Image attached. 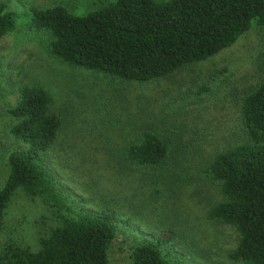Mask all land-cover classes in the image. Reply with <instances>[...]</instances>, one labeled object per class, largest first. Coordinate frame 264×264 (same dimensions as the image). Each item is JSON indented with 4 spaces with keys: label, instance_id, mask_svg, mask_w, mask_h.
I'll list each match as a JSON object with an SVG mask.
<instances>
[{
    "label": "trees",
    "instance_id": "16d2710c",
    "mask_svg": "<svg viewBox=\"0 0 264 264\" xmlns=\"http://www.w3.org/2000/svg\"><path fill=\"white\" fill-rule=\"evenodd\" d=\"M256 28L264 29V0H112L81 15L62 5L10 10L0 3V38L44 33L49 54L59 63L135 82L168 79L177 70L230 49ZM263 56L258 59L264 60ZM260 77L247 73L241 87L235 86L239 125L220 134L221 146L210 142L212 133L200 123L186 129L187 119L154 128L150 118L134 123V129H117L123 146L116 167L128 170L137 192L152 200L154 212L161 215L152 234L129 238V264H173L171 245L193 236L181 228L189 225L193 209L184 206L180 196L191 183L195 196L204 194L199 180L216 197L204 205V218L234 231V246L226 251V259L264 264V78ZM175 99L173 94L167 96L168 103ZM201 105L188 117L201 119ZM53 106L47 89L27 84L8 110L10 133L19 146L5 160L8 174L0 187V234L18 190L40 200L56 224L39 237L35 249L10 241L0 245V264H109V251L127 237L135 217L123 216L124 204H110L112 196L100 195L102 205L94 210L62 190L47 158L63 124ZM198 247L195 254L204 262L226 264L214 259L206 247Z\"/></svg>",
    "mask_w": 264,
    "mask_h": 264
},
{
    "label": "rangeland",
    "instance_id": "374dc122",
    "mask_svg": "<svg viewBox=\"0 0 264 264\" xmlns=\"http://www.w3.org/2000/svg\"><path fill=\"white\" fill-rule=\"evenodd\" d=\"M111 1L0 0V3L7 4L10 10L30 5L39 8L62 5L71 13L81 15ZM262 31L264 29H252L230 49L205 62L190 64L168 79L156 82L126 81L94 70L61 64L49 54L48 37L44 33L3 36L0 38V187L8 174L6 156L19 146L10 133L12 120L8 110L16 103L22 86L40 85L53 95V110L63 123L55 144L47 154L49 167L69 199L96 210L102 205L98 201L100 195H109L113 197L110 204H124L120 211L123 216L134 215L127 237L120 238L108 255L109 264H129V238L140 239L152 234L159 226L161 215L154 212L152 200L137 192L128 170L116 167L120 165L116 164L117 155L123 146L121 132L117 129H134V123L147 122L150 118L149 126L154 128L175 120L177 123L174 124L179 125L187 119L186 129H194L195 124L200 123L202 129L212 133L210 142L218 145L221 133L227 135L228 129H236L239 125V104L234 94L236 87H241L247 73H259L262 76L259 79L264 78V60L258 59L264 54ZM172 94L176 99L168 103L167 96ZM131 101L135 104L126 103ZM196 101L202 104L199 116L204 123L201 119L188 117L191 109L197 107ZM162 129L172 128L171 125H162ZM220 144H224V140ZM193 188L191 183V187L180 196L185 198L181 199L184 206H192L193 209L191 221L188 218L189 225L181 228L188 229L193 236L171 245L173 264H210L209 260L204 262L195 254L198 246L206 247L214 259H222L226 264H242L232 263L225 256L226 251L234 246V231L209 222L202 214L204 205L208 206L211 199L216 200L213 189L201 180L199 188L204 194L195 196ZM55 224L56 220L40 200L18 190L5 213L0 245L10 241L35 249L39 237L46 235ZM180 247H185V250Z\"/></svg>",
    "mask_w": 264,
    "mask_h": 264
}]
</instances>
